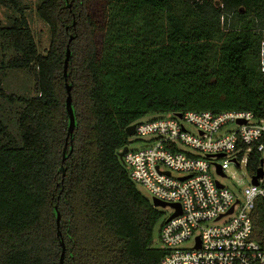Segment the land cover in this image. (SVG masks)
Here are the masks:
<instances>
[{"label":"trees","instance_id":"16d2710c","mask_svg":"<svg viewBox=\"0 0 264 264\" xmlns=\"http://www.w3.org/2000/svg\"><path fill=\"white\" fill-rule=\"evenodd\" d=\"M222 1L39 0L44 55L23 0H0L17 13L0 27V71L32 79L21 94L0 84V264H61L63 245V264L161 262L163 213L118 157L126 129L186 112L264 119V0ZM259 165L252 155L248 173ZM252 219L264 249V199Z\"/></svg>","mask_w":264,"mask_h":264},{"label":"built area","instance_id":"2783aa9c","mask_svg":"<svg viewBox=\"0 0 264 264\" xmlns=\"http://www.w3.org/2000/svg\"><path fill=\"white\" fill-rule=\"evenodd\" d=\"M189 1L224 6L222 0ZM261 49L264 72V42ZM135 125L144 146H128L125 167L133 182L172 212L160 228L166 254L159 264H264V249L252 239V216L264 199V119L243 111L186 112ZM255 154L263 170L257 185V173H248ZM232 168L245 171L249 184L243 190L221 183ZM174 204L181 213L168 221L178 211Z\"/></svg>","mask_w":264,"mask_h":264},{"label":"rangeland","instance_id":"374dc122","mask_svg":"<svg viewBox=\"0 0 264 264\" xmlns=\"http://www.w3.org/2000/svg\"><path fill=\"white\" fill-rule=\"evenodd\" d=\"M39 0H23L24 14L26 15L29 24L31 26L35 41L38 45L39 52L41 54L46 55L50 42H51V33L49 26L42 21L37 13H36V5ZM17 14L16 12L7 10L6 8L0 5V27L5 26L8 23V18L11 15ZM2 53L0 52V62H1ZM0 84H5L10 90L16 92L17 94H21L22 90H30L32 85V79L26 73H8L0 71ZM164 115H149L144 120H152L163 117ZM130 142V150H138L142 148L143 142L137 136L129 137ZM245 171L236 172L234 168H232L228 173L227 179H220L221 183L229 188L234 186H239L241 190H243L246 186H248V179L244 178ZM173 177H178L176 173L173 174ZM138 191L148 200L152 202V196L148 193V191L141 185H137ZM159 212L163 213V218L155 228V240L154 247L160 249L162 247L159 239V232L163 221H165L170 215L171 210L169 208H158ZM192 244H185V248L191 247Z\"/></svg>","mask_w":264,"mask_h":264},{"label":"water","instance_id":"95a60500","mask_svg":"<svg viewBox=\"0 0 264 264\" xmlns=\"http://www.w3.org/2000/svg\"><path fill=\"white\" fill-rule=\"evenodd\" d=\"M73 38H71L69 40V44L67 46V52H66V60H65V65H64V77L67 78V74H68V65H69V60H70V56H71V50H70V43L72 42ZM66 89H67V93H68V97H67V108H68V114H69V119H70V127H69V135L71 134V132L74 130L75 128V117H74V112H73V109H72V99H71V89L69 87V84L66 83ZM181 116V115H179ZM135 128H136V125H132L130 127H128L126 129V134L131 137V136H134L135 135ZM67 147V145H66ZM129 151V148L128 147H125L119 154H118V157L121 161V163L125 166V163H124V155L126 153H128ZM220 157H223V156H220ZM220 173V172H219ZM169 175V174H168ZM263 177V170L260 168L258 171H257V174L254 176L253 178V183L255 185H257L258 183V179L262 178ZM221 187V186H220ZM152 204L155 208H159V207H162V208H166L167 207V204L163 203V202H160L159 200L157 199H153L152 200ZM173 208L177 209V213L174 214L171 218L168 219V221L172 220L173 218H175L176 216H178L180 213H181V208L179 205H172ZM233 212V209L230 210V212L228 214H231ZM57 224L58 226L60 225V215H58V218H57ZM64 253H65V247L63 245V254H62V258H61V264H63V258H64Z\"/></svg>","mask_w":264,"mask_h":264}]
</instances>
